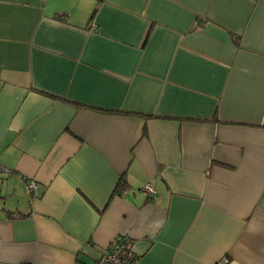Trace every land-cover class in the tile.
I'll return each mask as SVG.
<instances>
[{"label": "crops", "instance_id": "obj_1", "mask_svg": "<svg viewBox=\"0 0 264 264\" xmlns=\"http://www.w3.org/2000/svg\"><path fill=\"white\" fill-rule=\"evenodd\" d=\"M117 235L264 264V0H0V264Z\"/></svg>", "mask_w": 264, "mask_h": 264}, {"label": "built area", "instance_id": "obj_2", "mask_svg": "<svg viewBox=\"0 0 264 264\" xmlns=\"http://www.w3.org/2000/svg\"><path fill=\"white\" fill-rule=\"evenodd\" d=\"M95 30V26L91 27ZM26 191L31 194L36 188L34 180L26 182ZM144 190L150 195H154L155 191L150 184L144 185ZM1 243V240H0ZM229 260L223 257L216 261L214 264H228ZM94 264H135V255L131 247V240L126 235H117L110 243L108 251L102 254Z\"/></svg>", "mask_w": 264, "mask_h": 264}, {"label": "trees", "instance_id": "obj_3", "mask_svg": "<svg viewBox=\"0 0 264 264\" xmlns=\"http://www.w3.org/2000/svg\"><path fill=\"white\" fill-rule=\"evenodd\" d=\"M235 39H236V40H234V41L237 43V39H238V38H235ZM126 186H127L126 181H125L123 178H120V179L118 180L117 184H116L115 189H116L117 191H119V193H121L120 191L123 190Z\"/></svg>", "mask_w": 264, "mask_h": 264}, {"label": "water", "instance_id": "obj_4", "mask_svg": "<svg viewBox=\"0 0 264 264\" xmlns=\"http://www.w3.org/2000/svg\"><path fill=\"white\" fill-rule=\"evenodd\" d=\"M127 198H128V199H130V197H129V196H127Z\"/></svg>", "mask_w": 264, "mask_h": 264}]
</instances>
